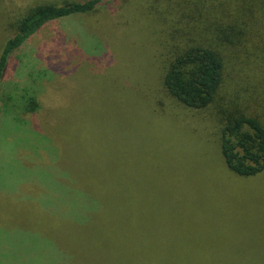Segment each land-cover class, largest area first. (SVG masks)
Here are the masks:
<instances>
[{"label": "rangeland", "instance_id": "obj_1", "mask_svg": "<svg viewBox=\"0 0 264 264\" xmlns=\"http://www.w3.org/2000/svg\"><path fill=\"white\" fill-rule=\"evenodd\" d=\"M30 1L3 0L8 15L2 13L0 18L14 15ZM126 1L106 0L102 7L116 15ZM108 14L86 23L77 17L51 21L11 57L0 111V264L125 261L109 247L104 254L92 255L84 242L73 237L74 220L89 204L82 192H88L82 187L81 194L76 190L72 165L68 167L62 153L55 124L65 101L60 94L53 100L50 95L71 78L65 75L70 69L87 83L83 90L72 86L73 91L82 90L84 101L101 99L99 90L106 89L109 76L110 82L122 80L123 38L113 40ZM5 18L0 19V45L10 33ZM148 36L155 44L153 30ZM127 39L130 50L138 49L134 37ZM59 66L62 73L57 75L53 67ZM134 79L138 87L144 78L134 74ZM24 89L37 94L38 111L23 112ZM139 104L130 118L136 202L129 203L122 195L115 200L123 214L132 216L131 226L145 229L147 237L141 242L151 244L162 261L264 260V172L250 177L232 172L214 127L199 116L179 123L172 117H158L149 100L142 111ZM184 122L191 124L189 129L177 126ZM142 236L136 233L135 240Z\"/></svg>", "mask_w": 264, "mask_h": 264}, {"label": "trees", "instance_id": "obj_2", "mask_svg": "<svg viewBox=\"0 0 264 264\" xmlns=\"http://www.w3.org/2000/svg\"><path fill=\"white\" fill-rule=\"evenodd\" d=\"M105 2L31 0L14 15L2 17L10 33L0 45V111L13 54L51 21L77 17L86 23L108 14L102 7ZM120 7L121 12L108 15L113 40L123 38L122 80L110 82L109 76L106 89L99 90L101 99L86 102L82 90L87 83L70 69L65 75L71 78L50 93L52 100L60 94L65 101L55 124L63 141L62 153L68 167L72 165L76 190L81 194L82 187L88 192H82L89 204L79 215L82 219L74 220V239L84 242L92 255L111 248L124 256L123 264H264V260L162 261L151 244L141 242L147 237L145 229L131 226L132 216L123 214L115 200L122 195L129 203L136 202L130 118L136 115L138 101L141 111L149 100L158 117H172L179 123L199 116L214 127L232 172L243 177L264 172V0H127ZM2 9L0 0V14L8 15ZM152 30L155 44L147 39ZM131 37L133 46L140 45L138 49L130 50L127 38ZM53 69L57 75L62 73L60 66ZM134 74L144 78L138 87ZM72 86L82 90L73 91ZM20 98L23 112L39 110L36 93L24 89ZM86 106L88 116L83 111ZM177 126L189 129L191 124ZM139 232L143 236L136 241Z\"/></svg>", "mask_w": 264, "mask_h": 264}]
</instances>
